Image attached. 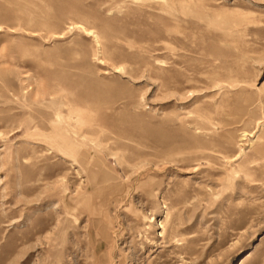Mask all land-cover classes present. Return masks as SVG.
I'll use <instances>...</instances> for the list:
<instances>
[{"label":"rangeland","instance_id":"obj_1","mask_svg":"<svg viewBox=\"0 0 264 264\" xmlns=\"http://www.w3.org/2000/svg\"><path fill=\"white\" fill-rule=\"evenodd\" d=\"M0 264H264V0H0Z\"/></svg>","mask_w":264,"mask_h":264},{"label":"bare ground","instance_id":"obj_2","mask_svg":"<svg viewBox=\"0 0 264 264\" xmlns=\"http://www.w3.org/2000/svg\"><path fill=\"white\" fill-rule=\"evenodd\" d=\"M86 31H88V29L85 27V26H82ZM75 122H77V121H75ZM75 146V145H74ZM84 156V155H83Z\"/></svg>","mask_w":264,"mask_h":264}]
</instances>
